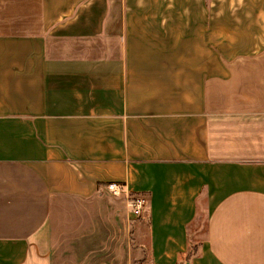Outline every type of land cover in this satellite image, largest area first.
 <instances>
[{
  "label": "crops",
  "instance_id": "0c3cea01",
  "mask_svg": "<svg viewBox=\"0 0 264 264\" xmlns=\"http://www.w3.org/2000/svg\"><path fill=\"white\" fill-rule=\"evenodd\" d=\"M0 264H264V0H0Z\"/></svg>",
  "mask_w": 264,
  "mask_h": 264
},
{
  "label": "rangeland",
  "instance_id": "374dc122",
  "mask_svg": "<svg viewBox=\"0 0 264 264\" xmlns=\"http://www.w3.org/2000/svg\"><path fill=\"white\" fill-rule=\"evenodd\" d=\"M203 208L207 209L206 207L202 206ZM198 214H202V212H198ZM197 214V215H198ZM190 234L193 238V247L196 244L195 242L202 243L205 240L206 231H205V219L200 221V216L196 217L194 222L190 225Z\"/></svg>",
  "mask_w": 264,
  "mask_h": 264
},
{
  "label": "built area",
  "instance_id": "2783aa9c",
  "mask_svg": "<svg viewBox=\"0 0 264 264\" xmlns=\"http://www.w3.org/2000/svg\"><path fill=\"white\" fill-rule=\"evenodd\" d=\"M107 191L114 196H119L123 193V187L116 183H110L107 185ZM144 203L145 201L140 198L133 201L132 206H133V213L135 215L141 214L142 209L144 207Z\"/></svg>",
  "mask_w": 264,
  "mask_h": 264
}]
</instances>
